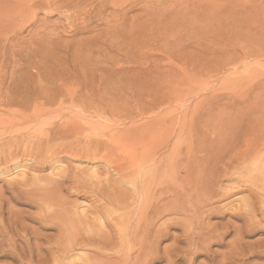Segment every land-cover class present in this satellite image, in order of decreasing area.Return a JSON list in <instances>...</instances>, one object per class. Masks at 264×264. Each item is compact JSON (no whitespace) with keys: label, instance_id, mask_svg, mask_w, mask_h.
Masks as SVG:
<instances>
[{"label":"rangeland","instance_id":"rangeland-1","mask_svg":"<svg viewBox=\"0 0 264 264\" xmlns=\"http://www.w3.org/2000/svg\"><path fill=\"white\" fill-rule=\"evenodd\" d=\"M216 136L227 157L249 149L264 167V0H0V264L107 263L78 227L94 234L109 166L162 148L145 185L178 187L189 154ZM85 142L92 159L75 154ZM256 172L253 183L225 180L227 195L202 214L163 217L166 235L144 264H264ZM120 191L135 224L144 206L130 186ZM121 249L131 263L134 245Z\"/></svg>","mask_w":264,"mask_h":264},{"label":"bare ground","instance_id":"bare-ground-1","mask_svg":"<svg viewBox=\"0 0 264 264\" xmlns=\"http://www.w3.org/2000/svg\"><path fill=\"white\" fill-rule=\"evenodd\" d=\"M215 138H217V136ZM215 138L211 140L209 145L206 144V147L202 148L201 152L198 151L200 149L197 150L200 153V155L198 154L199 156L196 157L195 154L193 155H191V153L189 154V156H191L190 157L191 159L187 161L188 162L187 176H185L186 179H184V181L181 182V185H179L178 187H173L172 185H165L164 188H161L160 184H156V183L154 185L152 184L153 185V186L151 185L152 187H148L145 185L148 178L155 177V173L159 165V162L156 159L158 157H156V155L162 148L158 149L156 152L146 155L145 157L143 156L140 159L137 158V160H135L134 162H124L123 161V163L117 162L115 163L114 166H109V168H112V171L115 173V180L112 181V179H110L111 177H108L106 180L99 181L97 185L95 186L96 190L94 191V193L96 195L97 203H99V205L95 206V208H93L92 211L98 214L97 216L99 217V219L97 221L98 224L94 225L93 227L94 234L91 235L90 233L91 226H88V228L83 227V226L82 228L78 227L81 230V232L78 228L72 227L71 233L69 235H67V233L65 234V237H64L65 240H67L68 244H71L74 241V239L76 240V237L78 235L77 231L79 230V236H82L81 239L84 240L82 243V246L83 247H89V246L95 247L96 250L94 251V253L104 256V258L107 260V263H103V264H118L119 260L124 264L127 259V256H129L128 254L120 256L122 255L120 253L124 250L121 248L125 242L127 248L134 245L133 251L134 252L136 251L135 257H133L132 261L130 260L131 263H128V264H144V262L146 263L147 259L152 258L153 256L156 255L153 250V245L154 244L156 245L157 241L160 238H162L164 234V228H165V232L167 230L166 228L168 226H166V221H164L163 223H160V220L163 217H165V219L163 220H166V217L168 218L170 216H174V217L181 216L183 217V220L185 217L193 218V216L197 215L198 211L200 212L201 210V212L203 213V209L205 208L206 204L208 205L210 203L214 204L215 198H217L218 200V199H222L223 197L227 195L226 191H222V185L225 180L234 181L235 182L234 184H236V181L238 180V178L241 179L243 174H247L248 179H246V182L253 183L254 181L257 180V178H260V176L263 174L262 172H258V174L256 172V168L264 172L263 166L262 167L261 165L258 167L256 166V163H255V157L257 156L256 153H253V152L248 153V151H250L248 149L247 152H236L234 156L227 157L229 155L231 148L225 144V141L221 136L217 139ZM254 139H257V138H254ZM21 140L22 138H16L13 140L12 143H18ZM258 140L260 141V139ZM91 144H92L91 142H85L82 146L75 148V154L80 155L84 153L86 157L91 158V159L94 158L96 156L94 155L96 152H92V151L98 150V149L91 150ZM192 150L193 149H191V151ZM164 160L165 159H162L163 162ZM39 161H40V158H39ZM158 171H160V169L157 170V172ZM162 171L164 170L162 169ZM136 174H138L137 178H134ZM123 186L125 187L130 186L133 189V192L137 195V199L135 203H137L139 206H144L143 209H140V210L138 209L139 211L136 212V218L134 217L135 221L132 220L133 222H135V224H133L132 222H131L132 224L128 223L130 216H131V212H127V211L132 206L133 198L131 200L124 199V197L122 196L123 193L120 191V188H122ZM229 192H232V191H229ZM55 198L52 200L54 203L58 202V200ZM142 200L144 204H142ZM41 203L43 202L41 201ZM137 204L135 205V207L138 206ZM46 205L48 206V204ZM110 208H115L116 210L110 211ZM233 218L239 219L240 216L239 214H235ZM173 219H169V221H172ZM174 220H180V219H174ZM187 220L188 219H186L185 221L187 222ZM189 220H192V219H189ZM169 221H167V223H169ZM185 221H182V222H185ZM73 222L78 223V225L81 226L83 221L78 219L76 221L73 220ZM158 222H159V225L157 224ZM190 222L193 224L192 221ZM190 222L188 223V225L190 224ZM251 224L250 225L253 226V223ZM186 225L187 223H185V226ZM193 234L191 235L194 236ZM168 235L169 233L167 234V236ZM185 235L188 236V233ZM207 235H204V238ZM237 236H239V234ZM160 241H158V244ZM204 241L205 240H203V243ZM74 245L75 244H73L72 246ZM101 251H103L104 253ZM168 252L169 251H167V253ZM58 256L60 258H63L64 252L58 254ZM167 260H165V262ZM81 261L82 262L84 261V263H87V264H94L96 262V259L91 257L90 259L85 258ZM169 262L170 261H168V263Z\"/></svg>","mask_w":264,"mask_h":264}]
</instances>
